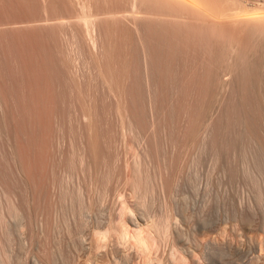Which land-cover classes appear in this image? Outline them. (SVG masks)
Here are the masks:
<instances>
[{"label":"rangeland","instance_id":"obj_1","mask_svg":"<svg viewBox=\"0 0 264 264\" xmlns=\"http://www.w3.org/2000/svg\"><path fill=\"white\" fill-rule=\"evenodd\" d=\"M141 1L0 0V80L36 122L27 120L48 186L37 249L66 247L82 263L80 253L107 231L99 251L110 255L97 261L123 264L116 237L121 220L131 216L159 235L168 227V242L158 247L168 264H174L170 253H180L169 247L176 240L186 248L179 264H264V182L253 167L254 147L216 154L203 141L227 91L208 86V77L227 71L247 40L245 28L237 34L228 26L235 36L226 24L150 15L137 23L124 16L130 2ZM258 2L231 8L263 11ZM155 41H161L156 65L178 83L169 90L150 87L143 74Z\"/></svg>","mask_w":264,"mask_h":264},{"label":"bare ground","instance_id":"obj_2","mask_svg":"<svg viewBox=\"0 0 264 264\" xmlns=\"http://www.w3.org/2000/svg\"><path fill=\"white\" fill-rule=\"evenodd\" d=\"M145 1H141L139 3L130 2V4L132 5V9L129 11L126 10L127 12L125 13V15L121 14L120 17L125 16L134 21H137L138 23L137 19L139 17L144 18V16L150 15V16H155L156 18L158 17L157 19H159V17L162 18L166 17L169 20L173 21L174 23L186 22V23L196 24V23H201L203 21L205 22L207 21L212 24L219 23V24H215V26L226 24L227 27L232 26L234 28L235 27L237 28L238 26H242L240 28H245L244 30L246 32L245 36L246 35L248 36L247 40L244 41L245 43L243 48L237 49L235 51L236 53L234 55L235 57L232 59V62L228 67V69L226 68L227 71L225 73L223 72V74L221 75L219 74V72H213L208 77L207 80L208 86L210 84H218L227 91H225L226 94L224 95L225 97L223 98V101L221 103L220 110L217 116H215L216 118L212 123L211 126L212 135L209 136V138L205 137V140L203 141H205V146L209 148L210 151L216 154H219L220 152H230L233 154L234 152H236L237 147L243 145L244 147L250 150H252L254 147V153L253 151H251L253 157L250 154L254 161V162L252 161L253 167L255 166L254 167L255 171L259 172V174L261 175V179L264 182V10L262 11L260 8L257 9L256 6L257 10L254 11L244 9L242 10L243 12H241V8L239 12H236V10L234 11V9L236 8L234 4L240 2L243 3V5L245 6L249 0H153L154 1L153 3L157 5L156 9L152 7L154 6V4L150 3L149 2L150 0H145ZM253 4H257V2ZM258 4L259 5L261 4L260 6H263L264 0H261V3L258 2ZM231 5H233L235 8L233 7L234 9H232ZM239 5L240 4H238V6ZM230 10L231 12H229ZM110 15L111 14H109L108 16ZM199 15L201 17H199ZM145 19H147V17ZM21 25L18 24V26ZM29 25H27V27ZM21 27H25V26H21ZM134 27H136L135 24ZM89 28L87 29L89 30ZM228 28L226 29V31L228 30ZM236 28L235 30H237L236 33L238 34L239 27L238 29ZM4 29L5 28H3L2 31ZM231 30L233 31L234 29L230 28V31ZM235 30L233 31V33L235 32ZM90 33L89 32L87 33L88 34L87 38H89ZM233 33L230 34L237 36V34L235 33L233 34ZM94 44L95 43L92 42V45ZM154 45L155 47H153V49L149 51L150 54L149 65L146 67V71H144L143 74H145L148 77V84L150 87H157L159 89L165 88L167 90L172 86L178 85V83L177 80L171 76V73H169V76L171 77H165L166 76L164 74L165 71H161L157 66L158 64L156 65L155 63V60H157L156 55H159L160 53L161 41L153 42V46ZM27 107L28 105L14 91L11 90L8 86H6L2 80H0V186H1L0 188L2 189L0 190L2 191L0 192L1 193L0 194V264H24L23 262L25 261L23 260L24 257L29 253L31 255L32 252L35 253L32 254L34 255L32 264H39L38 263L39 261L40 264H93V263L100 264V262L97 261V258L102 257L105 253L108 254V251L105 252L99 251V249L106 244L104 241L107 240V238H109V234L107 231L100 233L98 239L95 240L94 242H91L92 244L89 245L88 249L84 250L82 254L80 253L81 251L79 252L81 256L83 255L82 258H85L82 261V263L75 262L71 255V253L73 252L70 253L69 250H66V247L64 248V245H62L64 249H61L62 247H60L59 249L56 248V250L52 252L49 249H48L49 252H47V250L42 251L37 249V245L39 244L38 241L40 240V235L42 236L41 233H45V232H41L42 230L40 231L39 226L41 222L39 224V221L41 219H38V216H40L39 213H41L40 211L44 209V206L46 207L48 186L44 181V175L40 171L41 153L37 149L35 150L34 147V145L37 144L35 143V139L32 135L35 134L34 132L36 130L33 128L34 129L33 131V129L29 127L27 123V120L31 117V116L30 117L26 116ZM34 115H38V114H34ZM30 121H32V119H30ZM30 121L28 120L29 123ZM38 122H40V120H38ZM34 124L36 125V122ZM27 125H28V130H27ZM29 129L32 130L33 133ZM36 147L38 148V146ZM242 212L243 211H241V213ZM244 213L245 212H243V214ZM71 215L72 213L70 212V216ZM247 215L248 217H246V219L248 220L250 216L248 213L246 214V216ZM124 218L125 221L124 219L121 220V222L123 223L120 224L121 228L116 237L118 242L117 244L119 247L116 245L118 248L115 249L116 252L120 254V257L124 258L123 264H129V262L134 258L138 259L137 264H164V263L168 264L167 259L169 258L164 259L162 258L163 255L161 256V254H158L159 253L158 249L160 248L159 247L160 242L161 241L163 242L165 241L164 243L168 242V235H166L168 233V231H166L168 227L166 228V230L160 229L159 233L161 231H163V233L161 232L162 234L159 235L157 233L158 231H156L159 230L158 228L154 230L151 226H150L151 228L150 227L147 228L146 226H145L146 228L141 227L140 223L134 220L131 216ZM66 219L68 218L66 217ZM46 225H49V223ZM166 225L168 226V224L166 223L165 226L163 227L165 228ZM44 226L41 227L44 229ZM149 228L152 230H150ZM48 231L49 229L47 230V232ZM164 231H166V233ZM67 233L68 232H66L65 235H67ZM72 233H73V229H72ZM68 237L69 236H67V239ZM70 238L68 240H70ZM43 239L45 240V237ZM68 240H65V243ZM179 241L176 240L173 241L170 245L168 244L169 247L176 246V249L179 248L177 250H179L181 253L178 254L177 250H176L177 252L174 253L175 249L172 248V250L174 251L172 252V254L173 253L178 254V256L174 255L175 257H173V255H170L171 253L169 254L170 260L174 264H179L182 262L183 259H181L182 258L181 255L183 254V252L185 253L186 250L185 246H183V244ZM52 242H54V240ZM102 242H104V244H102ZM75 243L76 242L74 241V244ZM26 245L30 246L31 248L35 246L36 247L35 249L37 250L34 251L33 249L28 248L29 250H27L28 252L27 253ZM53 245H55V243H53ZM51 249L53 248L51 247ZM74 249L76 250V246ZM74 249L72 248L73 251ZM181 250L183 251L181 252ZM25 252L27 254L23 257ZM28 257L26 256V259ZM74 259H75V255H74ZM28 263H29V259H27V263L25 261V264Z\"/></svg>","mask_w":264,"mask_h":264}]
</instances>
